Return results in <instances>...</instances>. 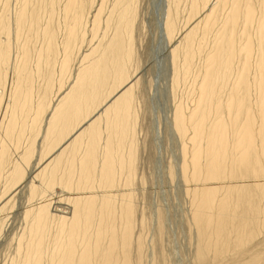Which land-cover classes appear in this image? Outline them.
Segmentation results:
<instances>
[{"label": "bare ground", "instance_id": "1", "mask_svg": "<svg viewBox=\"0 0 264 264\" xmlns=\"http://www.w3.org/2000/svg\"><path fill=\"white\" fill-rule=\"evenodd\" d=\"M105 1L49 0L46 11L62 21L59 25L62 46L54 31L44 27L42 38L46 44L44 48L40 44L37 64L40 60H55L60 65V77L68 76L70 65L81 51L90 28L94 34L102 26ZM208 1H203L207 9ZM164 2L165 7L160 3L163 9L160 7L162 23L159 22L163 24L169 44L177 31V24L170 0ZM137 3L138 0H119L118 36L106 46L105 50H110L99 52L94 63L80 72L68 92L62 91L61 87L52 100H43L36 108L30 106L33 86L30 82L32 73L27 67H17L16 86L10 94L12 102L5 105L4 92L12 38L16 36L19 40L25 31L30 30L27 26L29 20L34 23V28L41 27L43 15L37 11L31 17L27 11L16 9L15 17L2 24L5 41L0 44V178L7 176L8 187L16 190L30 171L26 180L27 188L30 185V198L38 193L43 195L35 211L26 214L33 229L22 237L19 244L22 258L13 264H133L129 254L132 244L130 198L124 199V206L116 211L118 197L113 190L99 193L101 191L94 189L116 186L118 175L127 170L128 163L131 165L121 151L127 130L130 91L116 93L107 102H114L110 106L104 102L105 94L118 89L125 79L124 66L130 59ZM174 3L178 4L179 0ZM20 4L21 8L29 2L25 0ZM247 5V9L241 11L239 0H217L215 6L225 14V26L216 36V49L207 60L199 99L191 111L187 112L183 107L176 111L177 131L185 133L191 128L194 135L192 157L183 161V176L188 181H203L192 191L199 264H223L224 261L227 264H263L260 258L264 251H256L250 245L264 232V17L259 22L261 45L260 59L256 63L257 77L253 82L248 77L254 47L247 38L239 49L247 55V61L236 74L228 100L219 102L215 94L218 91L215 86L227 81L230 71L228 55L234 50L235 27L241 19V12L245 25L253 20V12ZM214 10L210 8L205 16L208 30L214 22ZM176 56L172 50L171 60ZM252 92L258 95L256 109L248 106ZM223 110L228 112L227 118L221 117ZM102 112H106L104 121L106 119L109 139L100 151L99 120L103 119L97 118ZM213 114L218 117L209 124ZM37 127L41 130L42 147L41 144L35 147L31 140ZM69 134V138H64ZM72 140L74 142L69 147L72 155H69V150H63ZM28 141L29 148L21 156ZM35 154L37 160L33 163L31 160ZM43 159L47 160L40 176L35 166ZM48 163L51 165H46ZM231 180L237 184L229 186ZM220 181L225 185H208ZM57 184L62 191H82L76 192L75 197L65 198L69 207L55 208V202L62 198L53 202V194L58 191L51 193L50 189L55 190Z\"/></svg>", "mask_w": 264, "mask_h": 264}, {"label": "rangeland", "instance_id": "2", "mask_svg": "<svg viewBox=\"0 0 264 264\" xmlns=\"http://www.w3.org/2000/svg\"><path fill=\"white\" fill-rule=\"evenodd\" d=\"M24 1L0 0V44L2 40L5 41V35L1 32L2 24L15 17L16 9L17 11L20 9L27 11L31 17L37 11L43 15L41 27L34 28V23L31 24L29 20L27 26L30 27V30L25 31L19 40L16 39V36L11 40L12 50L9 54L11 62L5 83L4 105L12 102L10 94L16 86L18 74L15 71L17 67L21 69L27 67L28 72L32 73L30 82L33 92L31 93L30 106L36 108L43 100H52L61 87H63L62 91L68 92L75 85L80 72L94 63L96 55L99 52L110 50L109 48L105 50L106 46L118 36L119 9H117V5L119 0L105 1L101 28L94 34L90 28L81 51L77 55V49L73 54L74 57L76 54V59L70 65L71 73L66 77H60V65L55 60H40L37 64V52L40 49V44L43 45V48L46 44L42 38L43 28L47 27L49 31H54L58 36L57 41L60 40L62 46L63 37L59 34V25L62 21L59 22L58 17L54 18L49 11H46L45 5L49 3V0H28L29 4L20 8V2ZM203 1L179 0V3L175 4V0H170L172 15L176 18L177 31L170 43L167 44L164 27L162 28L163 24L160 21L162 20L160 17H162L164 0H138L134 17L133 38L129 47L131 50L130 59L126 60L124 66L125 79L118 89L105 94L104 103L110 106L114 102L111 104L107 102L116 93L130 91V102L127 105L129 108L127 130L122 139L123 149L121 151L127 161H131V165L128 163L127 170L118 175L116 186L106 189L100 186L94 190L102 193L104 190L112 189L118 197L115 202L116 211H120L124 206V199L130 198L132 244L129 254L133 264H199L198 233L196 226H193L195 224L192 191L202 185L203 181H188L183 176V161L192 157L194 135L191 128L187 131L188 133L178 132L175 126V117L176 111L180 107H183L187 112L195 108L207 71V60L216 49L215 38L225 26V14L215 6L217 0H209L208 9ZM161 2L162 4H160ZM247 4L250 5L253 12V20L250 24L245 25L241 12V19L235 27L234 50L228 55L230 71L227 74V81L215 86V89L218 90L215 93L217 101L222 103L228 100L236 74L247 61V55L244 52H239L247 38L251 40L254 47L250 56L252 65L248 75L249 80L253 82L258 75L256 63L260 59L261 45L259 22L264 17V0H239L241 11L247 9ZM209 7L215 8L214 22L210 30L205 25V16ZM49 15L52 16V19ZM56 16L58 15L56 14ZM262 42L264 43V41ZM172 50L177 53V56L171 60ZM224 60H226V54ZM256 96H258L257 93L252 92L249 98V108L256 109L258 103ZM105 115L106 112L104 114L102 112L97 118L103 119L99 120L101 124L100 151L104 149L109 139V129L105 127ZM220 115L227 118L228 112L223 110ZM217 117L216 114L211 115L209 124ZM40 131L37 127L31 136L35 147L38 144L43 146ZM71 131L73 132V130ZM70 134L64 138H69ZM72 142L74 140L67 144L63 151H68ZM29 144L30 141L25 144L24 150H21V156L24 155L26 148H29ZM69 152V155H72L71 150ZM50 154L51 151L46 158ZM36 160L37 155L35 154L31 161L34 163ZM45 160L47 159L41 160L37 167L35 166L36 173L40 176L45 168L43 164ZM101 163L97 166V171L100 169ZM46 165L50 166L51 163ZM30 166L32 167V164ZM29 172L27 171L25 178L17 185V191L12 189L13 187H8L7 176L0 178V264H13L20 260L19 244L23 240L22 237L30 229H33L26 214L29 211H35L39 205L38 201L43 195L38 193L30 198V185L28 188L26 186ZM35 177L37 178V175ZM231 181L228 182L229 186L237 184L235 180ZM208 185L221 187L225 184L220 181L211 182ZM4 186H7L5 190ZM50 190L51 193L54 191L59 193L53 194V197L55 196L51 197L53 202L62 198L61 201L55 202V208L57 206L69 207L65 198L75 197L76 192L82 191L64 190V192L59 184L57 187L55 186V190ZM52 213L56 212L52 210ZM259 235L250 247L262 252L264 251V232ZM260 259L264 264V253ZM223 264H227V262L224 261Z\"/></svg>", "mask_w": 264, "mask_h": 264}]
</instances>
